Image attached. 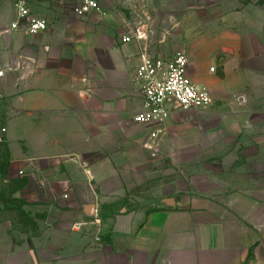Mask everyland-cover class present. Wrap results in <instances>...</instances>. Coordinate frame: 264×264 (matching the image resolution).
I'll return each instance as SVG.
<instances>
[{
  "label": "crops",
  "instance_id": "0c3cea01",
  "mask_svg": "<svg viewBox=\"0 0 264 264\" xmlns=\"http://www.w3.org/2000/svg\"><path fill=\"white\" fill-rule=\"evenodd\" d=\"M26 1L48 30L15 37L11 21L0 37V125L8 169L56 215L37 248L57 251L58 264H248L249 216L221 203L241 199L205 187H264V28L193 37L182 23L176 52L187 55L189 78L209 89L212 104L140 124L133 114L143 97L132 82L139 56L176 52L151 51L148 37L123 42L134 31L117 36L108 19L77 16L69 2ZM12 2L0 0L1 22ZM242 94L244 104L231 99ZM223 137L233 144L212 145ZM258 232L261 252L264 222ZM50 234L67 236L66 244L52 245Z\"/></svg>",
  "mask_w": 264,
  "mask_h": 264
},
{
  "label": "rangeland",
  "instance_id": "374dc122",
  "mask_svg": "<svg viewBox=\"0 0 264 264\" xmlns=\"http://www.w3.org/2000/svg\"><path fill=\"white\" fill-rule=\"evenodd\" d=\"M187 2H197L200 6L197 9L189 5L186 7ZM100 4L105 11L100 17L109 20L117 36L119 28L122 33H132L139 29H136L137 27H142L146 33L144 37H148L151 51L169 56L179 49V37H183L185 33L182 23L185 25L186 20L188 32L193 37H227L246 32L259 34L264 28L261 23L264 17V0H100ZM12 7V10L2 16L3 22L0 20V37H8L10 33L7 24L13 21L16 15L13 2ZM13 33L17 35L15 37L34 36L16 30ZM238 96L240 95L231 99L235 100ZM213 144L231 145L233 141L229 137H223L212 142ZM7 166V151L4 144H0V264H58L54 257L57 251L46 252L37 248V240L46 236L44 230L56 216L51 203L30 200L25 195L27 189L31 188L28 187V180L15 171H10ZM192 172L194 173L189 170V174ZM205 188L211 191L209 193L222 192L220 194L223 196L212 194L216 198L226 199L225 197L229 196L241 199L221 203L236 207L241 216L244 213L249 216L247 225L250 228L247 227L246 232L252 247L248 253L249 258L247 255V262L249 264L250 258L258 256L256 264H264V251L259 252L256 246L259 243L258 225L264 222V187L253 184ZM237 189L242 194L246 192L251 200L243 201L242 196L232 194ZM188 193H197L196 188L188 187ZM69 225V221L65 220L61 227L68 229ZM48 236L56 247L66 244L67 236Z\"/></svg>",
  "mask_w": 264,
  "mask_h": 264
},
{
  "label": "built area",
  "instance_id": "2783aa9c",
  "mask_svg": "<svg viewBox=\"0 0 264 264\" xmlns=\"http://www.w3.org/2000/svg\"><path fill=\"white\" fill-rule=\"evenodd\" d=\"M58 3H71L73 13L84 16L89 13L104 15L100 0H56ZM16 18L8 28L23 31L31 35L48 30L47 21L34 13L26 0H14ZM2 28H0L1 30ZM145 36L142 29L124 35L123 42L140 40ZM140 62L133 73L132 82L143 97V108L133 114L136 123L162 122L173 109H204L212 104V95L208 88L192 82L187 74L188 57L178 51L170 58H161L142 53ZM1 74V72H0ZM244 104L243 95L235 98ZM7 128L0 125V144L6 140ZM66 196V195H65ZM79 227L74 224L73 228Z\"/></svg>",
  "mask_w": 264,
  "mask_h": 264
},
{
  "label": "water",
  "instance_id": "95a60500",
  "mask_svg": "<svg viewBox=\"0 0 264 264\" xmlns=\"http://www.w3.org/2000/svg\"><path fill=\"white\" fill-rule=\"evenodd\" d=\"M180 197L176 195L174 198L167 199V203L174 205L176 201H179Z\"/></svg>",
  "mask_w": 264,
  "mask_h": 264
}]
</instances>
